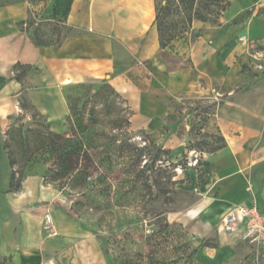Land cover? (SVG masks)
Masks as SVG:
<instances>
[{
  "label": "crops",
  "instance_id": "0c3cea01",
  "mask_svg": "<svg viewBox=\"0 0 264 264\" xmlns=\"http://www.w3.org/2000/svg\"><path fill=\"white\" fill-rule=\"evenodd\" d=\"M263 7L264 0H229L218 23L194 19L198 35L185 31L161 47L155 0H71L65 22L76 32L44 46L19 27L25 1L0 5V150L7 163L3 142L23 98L51 123L64 122L65 87L105 81L127 101L131 128L175 154L190 136L187 104L215 99L203 130L224 142L207 159L197 202L177 221L193 239L220 229L241 241L243 226L225 231L221 217L236 205L264 214V71H252L264 61ZM172 101L186 104L181 113ZM6 167L0 164V264H108L98 235L54 206L55 189L29 176L10 191Z\"/></svg>",
  "mask_w": 264,
  "mask_h": 264
},
{
  "label": "rangeland",
  "instance_id": "374dc122",
  "mask_svg": "<svg viewBox=\"0 0 264 264\" xmlns=\"http://www.w3.org/2000/svg\"><path fill=\"white\" fill-rule=\"evenodd\" d=\"M21 1L27 4L25 20L31 22L27 34L54 44L76 32L65 22L71 0ZM155 2L166 34L179 35L187 31L194 37L198 33L191 29L194 19L190 24L187 22L188 11L177 0ZM196 2L193 8H198L206 21L212 24L218 23L229 4V0ZM223 6L226 8L222 9ZM252 71L256 74L262 72L264 66L260 69L253 66ZM248 74L251 72L248 71ZM112 88L105 81L67 85L64 95L67 106H72L74 111H69L64 122L51 123L23 98L21 105L24 109L20 117L28 115L29 119L23 123L18 117L15 126H11L5 137L15 159L10 172L14 171L15 180H20L17 190L29 176H38L43 185L55 189L58 197L53 201L54 206L70 212L83 228L102 236L101 245L108 264H264L257 259L256 246L245 240L233 242L220 229L193 239L185 231V222L177 221L180 211L197 202L199 175L204 178L207 159L215 154L221 144L217 134L203 130L205 122L214 112L216 100H197L191 105L187 104L192 111L187 121L190 136L185 150L178 154L171 150L168 155L158 153L160 160L155 164L158 167L153 170L164 183L156 188L150 187L151 180L146 178L151 174L150 170L143 173L141 167L145 161L149 164L157 149L143 131L125 124L130 111L127 101L122 96L118 97ZM93 91L96 93L92 94ZM171 105L181 113L186 104L172 101ZM75 118H82L90 128L84 138L93 160L90 175L95 178L100 173L103 179L96 181V189L87 191L89 196L83 199H80L79 193L82 187H62L65 178L53 179L54 169L49 164L52 156L42 149L40 138L47 137L48 131L69 133V125L75 123ZM91 118L95 120L93 123L90 122ZM168 156L175 163L174 168L167 165L170 164ZM0 164L4 165L5 171L8 163L2 149ZM77 164H84L82 157L77 158ZM170 173L172 176L168 182ZM131 186L134 188L131 189ZM101 188H106L104 194L99 191ZM77 200L83 203L74 205ZM225 246L233 247L228 257L218 254V249Z\"/></svg>",
  "mask_w": 264,
  "mask_h": 264
},
{
  "label": "trees",
  "instance_id": "16d2710c",
  "mask_svg": "<svg viewBox=\"0 0 264 264\" xmlns=\"http://www.w3.org/2000/svg\"><path fill=\"white\" fill-rule=\"evenodd\" d=\"M8 1H0V5L7 3ZM178 4L185 7L187 9V22L190 24L193 19H199L202 21H206L205 15L198 9L193 8L196 0H177ZM70 3V2H69ZM227 4V3H226ZM226 6V5H225ZM223 6L222 9H225L226 7ZM69 7V5H68ZM193 9V10H192ZM261 13H264V7L260 10ZM68 12V8H67ZM67 14V13H66ZM31 22H27V20H23L19 23V27L21 30H24L26 33H28L29 24ZM155 23L157 26V32H158V38H159V44L161 47L167 46L172 39H174L178 34H166V30L164 27V24L162 22V18L160 17L159 10L156 7V15H155ZM25 25V26H24ZM32 42L37 46H44V45H50L39 38V36L36 35H30ZM198 35V33L195 34V36ZM61 39L56 41L54 44H59ZM16 68H25L28 67V65H21L17 64L15 66ZM18 78H20V75H17ZM112 91L115 92V94L119 97L121 96L119 93H117L113 88ZM96 93L95 91L92 92V94ZM107 98L106 96H102ZM69 111L72 113L74 111L73 107L68 106ZM199 109V108H198ZM75 114V112H74ZM130 115L131 111L128 112V116L125 118V124H130ZM94 118L90 119V122H94ZM75 123L69 125V133H58L54 131H48L46 133L47 137H40L41 138V147L45 150V152L49 153L52 156V159L49 160V164L51 165L50 168L54 169V175L53 179H62L65 178V182H63L62 187H82L79 190L80 193V199H83L85 197H88L87 191H94L96 189L95 182L103 181L101 174L97 173L95 178H92L90 175L91 167H92V157L91 154L88 153L86 149V133L90 129L89 126L83 121L82 118H75ZM15 126V125H11ZM11 126L8 128L6 132V136L9 134V129H11ZM75 132V133H74ZM219 139L221 140L220 148L223 145V138L219 136ZM151 142V145H154L157 149L156 154L151 158L149 164H146L147 161H145V164L141 167V172L149 171L151 174L147 175L146 178H149L151 180L150 187L155 186L156 188H160V186L164 183L162 182L158 177L155 176V167L156 161L160 160L158 153H165L170 154L169 149H165L162 146H159L155 144L152 140H149ZM3 148L6 151L7 157H8V163L10 167H13V164H15L14 156H12V153L10 152L8 148V143L6 140L3 142ZM82 157L84 160V164L80 165L77 164V158ZM76 161V162H75ZM167 161H169L171 165V168L175 167V163L170 160V157H167ZM207 165V163H206ZM207 169L204 170V175L207 173ZM142 173V174H143ZM154 174V176H152ZM171 173L168 174L167 180L170 182ZM95 179V181H93ZM202 181V178L199 175V183ZM20 180H15V172H10V179H9V190L10 191H16L19 187ZM134 188V186H131V189ZM106 188H101L99 191L104 194ZM185 191V190H182ZM74 205H81L83 202L82 200H77L74 202ZM69 216L72 217L70 212H66ZM98 233V232H96ZM100 241H101V235L97 234ZM195 249L192 250V252Z\"/></svg>",
  "mask_w": 264,
  "mask_h": 264
},
{
  "label": "built area",
  "instance_id": "2783aa9c",
  "mask_svg": "<svg viewBox=\"0 0 264 264\" xmlns=\"http://www.w3.org/2000/svg\"><path fill=\"white\" fill-rule=\"evenodd\" d=\"M238 39L243 43L248 42L244 35H240ZM262 66L261 62L256 63L257 68ZM240 225L243 226L239 232L240 238L255 245L257 259L264 262V214L255 205H236L221 217V226L225 231L234 232Z\"/></svg>",
  "mask_w": 264,
  "mask_h": 264
}]
</instances>
